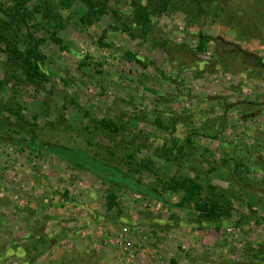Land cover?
Masks as SVG:
<instances>
[{"label": "rangeland", "instance_id": "1", "mask_svg": "<svg viewBox=\"0 0 264 264\" xmlns=\"http://www.w3.org/2000/svg\"><path fill=\"white\" fill-rule=\"evenodd\" d=\"M0 1L9 23L15 3ZM140 3L113 0L83 29L77 0L30 1L51 7L69 46L35 14L50 82L31 84L0 50V264H264V0H174L144 27ZM17 32L29 52L30 30ZM33 137L57 148L37 154ZM154 172L229 200L232 218L150 195Z\"/></svg>", "mask_w": 264, "mask_h": 264}, {"label": "trees", "instance_id": "2", "mask_svg": "<svg viewBox=\"0 0 264 264\" xmlns=\"http://www.w3.org/2000/svg\"><path fill=\"white\" fill-rule=\"evenodd\" d=\"M15 3V7L10 11V18L11 21L5 22L1 24L0 22V44L5 46L3 49L0 46V50L6 53L8 59L16 62L22 69L23 73L26 75V79L32 84L41 85L42 83L50 82V77L44 71L43 64L46 61V56H44L42 50L40 49V45L46 42V40L39 36H34L35 33L39 32L38 26L34 23V17L36 13H43L44 16L47 18L48 23L42 24V28L48 29L49 39L52 43L58 44L62 51H68L69 46L63 39H61L58 34L57 30L50 24L52 21L50 18L53 16L51 13V7L48 5L43 6H34L32 10L29 9V3L32 0H12ZM82 7L84 8V14L77 19V25L80 28L88 29L99 22L100 19L103 17V14L106 13L107 8L110 7V3L113 0H77ZM122 0H118L121 2ZM174 0H146L147 4L142 5L141 3L136 5V9L133 10L132 17L135 19L136 23L144 27L148 19H150L151 15H159L166 13L171 4ZM209 1V0H207ZM212 1V0H210ZM1 2V1H0ZM0 8H2V4L0 3ZM115 11L114 9H112ZM113 14L118 15L117 12ZM13 25H17L19 27H24L28 29L30 42L33 47L30 49L29 52L22 50L21 46V37L19 33H15L14 37L9 33V31L13 30ZM59 24L55 23V27H59ZM50 27V29L48 28ZM20 30V29H18ZM205 36H201L200 44L198 45V51L204 52L205 48ZM114 45L112 44H104V47L113 48ZM255 54V53H254ZM253 54V55H254ZM262 54V52L260 53ZM259 53H256L257 60H260ZM220 59V58H219ZM222 60V59H221ZM259 62V61H257ZM83 66L87 63L86 61L82 62ZM16 77V76H14ZM17 78V77H16ZM76 102V101H74ZM75 104V103H74ZM81 110L82 114L85 117H89L90 114L84 111L79 104H75ZM100 125L112 130L113 132H119L121 127H118L114 122L110 120H101ZM160 124V121L158 122ZM161 128L166 129L167 126L161 125ZM25 148L31 149V151L39 154L41 151H46L47 149L52 150L57 148L56 145L37 141L34 137L31 140L23 142ZM175 147V145L173 146ZM54 154V152H52ZM83 158L81 156L73 157V161L71 163L72 166L76 164H80L79 162L82 161ZM158 178V183L154 186L151 191L146 190L149 192L150 195L160 197V189L163 191H170L175 196L178 197V201L176 202V207L184 208V207H191L199 209L206 219L214 220L215 222L220 221L222 218L225 220L231 219L233 215V207L229 200L223 199H215L214 197H208L205 195V188L195 182L192 179H176L171 178L170 180H166L164 178H160V175L154 172ZM136 184L140 182L136 181ZM159 185V186H158ZM160 187V189H159ZM111 201L109 202L108 206L112 209L116 205L117 198L115 196L110 197ZM28 244V242H26ZM25 243V244H26ZM36 245V244H34ZM133 248L134 246H130ZM137 254V252H136ZM176 261L173 260V264Z\"/></svg>", "mask_w": 264, "mask_h": 264}, {"label": "built area", "instance_id": "3", "mask_svg": "<svg viewBox=\"0 0 264 264\" xmlns=\"http://www.w3.org/2000/svg\"><path fill=\"white\" fill-rule=\"evenodd\" d=\"M125 232H127V230L125 229ZM131 246V244L129 245V247ZM131 248V247H130Z\"/></svg>", "mask_w": 264, "mask_h": 264}]
</instances>
